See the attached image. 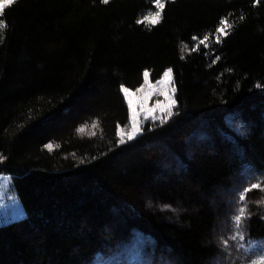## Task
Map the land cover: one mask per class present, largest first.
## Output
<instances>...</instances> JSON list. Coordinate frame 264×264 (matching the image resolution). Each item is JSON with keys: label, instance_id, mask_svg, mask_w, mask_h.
Returning a JSON list of instances; mask_svg holds the SVG:
<instances>
[{"label": "trees", "instance_id": "obj_1", "mask_svg": "<svg viewBox=\"0 0 264 264\" xmlns=\"http://www.w3.org/2000/svg\"><path fill=\"white\" fill-rule=\"evenodd\" d=\"M164 3L155 25L137 23L153 0H17L0 16V176L24 210L0 223V264H250L264 251V0ZM169 68L172 115L121 144V85ZM239 207L250 239L225 248Z\"/></svg>", "mask_w": 264, "mask_h": 264}, {"label": "snow or ice", "instance_id": "obj_2", "mask_svg": "<svg viewBox=\"0 0 264 264\" xmlns=\"http://www.w3.org/2000/svg\"><path fill=\"white\" fill-rule=\"evenodd\" d=\"M17 2V0H0V16H3L5 9L11 7ZM258 2V0H257ZM101 3L108 4L109 0H101ZM154 7L156 8V11L148 17H145L142 20H137L138 24L145 23V21L151 23L152 25H155L160 22L162 17V12L165 8L164 0H153ZM243 18V17H241ZM220 27H217L215 30L216 33V43H220V35L224 34L226 35V28L230 27L228 25V22L226 19L220 20ZM7 28V24L3 19H0V39H3V33L4 30ZM194 40L199 39V37H193ZM210 39L209 35H205L202 39H200V44H203L205 47H207V41ZM183 59V57H181ZM216 59H219L217 57ZM144 75V84L142 87L135 90V92H132L129 88L121 85L120 91L124 95V99L127 101L128 106V112H129V118L131 120V133L128 135V140L133 139L137 133L140 131V124H139V117L141 113L144 115L145 118H147L150 114L160 111L163 113L164 117H168L172 115L173 107L175 106V100L173 99L171 93L175 92V88H170L169 84L171 83V77H172V69L169 68L163 73V78L156 81L155 85H152L149 83V73L145 71L143 73ZM257 87H260V85H257ZM153 91L158 92L160 96L164 97V100H157L154 107L149 108L147 107V101L148 98L153 94ZM133 97L137 98V103H134ZM152 119L155 120L156 117L153 115ZM83 129H81L82 131ZM125 142L124 137L120 138V143L123 144ZM46 147L51 150L52 145L48 144ZM3 157H0V162L3 161ZM259 183H251L248 187L244 188L243 191L239 194V201L243 202L246 199L245 193L250 192L252 189L260 188ZM246 211L245 207H239L237 215H233L231 217L232 221H234L235 224V231L234 233L230 234V236L227 239L223 240V244L225 248H227L228 245V239H239L243 242H248V239H246L245 235L242 231V224L241 221L244 218V213ZM22 215V213H21ZM254 247V245H250V248ZM247 259H250V264H264V251H261L258 255H255L254 257H248Z\"/></svg>", "mask_w": 264, "mask_h": 264}, {"label": "rangeland", "instance_id": "obj_3", "mask_svg": "<svg viewBox=\"0 0 264 264\" xmlns=\"http://www.w3.org/2000/svg\"><path fill=\"white\" fill-rule=\"evenodd\" d=\"M151 15H149V16H151ZM148 79H149V77H148ZM149 83L152 85L156 84V83H151L150 81H149ZM169 87L174 88L172 77H171V83L169 84ZM132 92H135V91H132ZM171 95H172L173 99L175 100V92L171 93ZM133 100H134V103L138 102L136 97H133ZM157 100L163 101L164 97L160 96L158 94V92L153 91V94L148 98L147 107H149V108L154 107ZM174 107H173V110H174ZM173 110H172V112H173ZM153 115L156 117L155 120L152 119ZM165 118L166 117H164L163 113H161L160 111H156V112L150 114L147 118H145L144 115L141 113V115L139 117L140 131L137 133L136 136H138L140 134L142 125L145 122H147V121H158V120H162ZM131 128H132V125H131V121H130V126L127 129H123L120 131V136L124 137V139H128L127 137L131 133ZM243 176H245V175H243ZM219 197H220V201L222 203H227L229 207L232 205V203H233V192L232 191H229L228 193L221 192ZM21 207H22L21 204L19 203L15 193L12 190L10 177L0 176V223L6 224V222L9 223L8 221H10V220L22 217L24 215V213H23L24 210ZM21 213H22V215H21ZM224 228H225V225H224V223H222L221 227L219 228V231H221Z\"/></svg>", "mask_w": 264, "mask_h": 264}]
</instances>
